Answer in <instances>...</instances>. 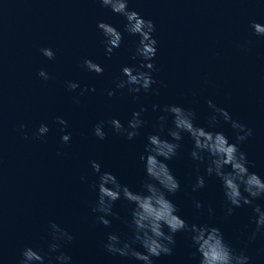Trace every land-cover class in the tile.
Here are the masks:
<instances>
[{"label": "water", "instance_id": "1", "mask_svg": "<svg viewBox=\"0 0 264 264\" xmlns=\"http://www.w3.org/2000/svg\"><path fill=\"white\" fill-rule=\"evenodd\" d=\"M128 10L155 26L154 71L140 69L141 59H133L140 37L125 31V17L99 0H0V264H20L27 248L43 255L45 264H57L60 252L71 257L70 264H141L104 247L109 234L131 241L125 220L130 222L133 206L118 200L114 215L105 217L110 226L101 224V213L92 211L98 190L91 186L99 183V174L91 165L98 163L101 173L141 192L147 177L140 156L146 155L147 137L170 139L172 117L162 111L166 105L194 111L196 126L223 132L230 143H236L230 123L217 115V125L208 126L216 115L209 100L251 129L238 147L249 171L264 180V36L251 27L253 22L264 26V0H128ZM100 22L122 34L111 55L97 28ZM42 49H51L54 59ZM85 60L100 65L103 74L88 71ZM124 67L150 71L156 83L147 93L119 89L117 83L126 79ZM41 70L47 80L38 75ZM69 82L78 88L70 91ZM109 91L114 95L109 97ZM153 105L159 106L156 111ZM142 108L144 124L132 140L108 123L118 119L127 128L133 112ZM160 116L167 117L162 133ZM101 124L103 140L94 135ZM41 125L49 129L42 137ZM64 135H70L67 144ZM179 143L176 157L164 161L180 182V190L169 197L177 215L189 225L219 228L237 253L249 257V264H264V229L249 239L256 230L253 207L264 211V197L229 215L220 180L207 176L206 163L192 159L187 134ZM201 176L205 187L193 191ZM52 224L73 240L54 241ZM174 239L172 254L154 264H198V257L192 259L190 236L180 232ZM53 242L61 244L59 252L50 251Z\"/></svg>", "mask_w": 264, "mask_h": 264}, {"label": "clouds", "instance_id": "2", "mask_svg": "<svg viewBox=\"0 0 264 264\" xmlns=\"http://www.w3.org/2000/svg\"><path fill=\"white\" fill-rule=\"evenodd\" d=\"M99 2L101 6L110 8L113 13L125 17L127 21L125 31L130 35L140 37L139 46L133 56V59L137 57L141 59L140 69L146 67L149 70H156L155 64L152 63L157 54V41L152 36L155 31L153 22L141 18L135 11H129L128 0H99ZM251 27L255 35L264 36V26L253 22ZM97 28L105 38L106 52L111 55L114 49L120 47L122 34L113 26L103 22L98 23ZM41 51L48 59H54L51 49ZM83 67L97 75L103 74V68L91 60H85ZM140 69L124 67L122 76L126 79H121L117 83V88L127 87L131 94H139L141 90L145 93L149 92L156 81L152 78L150 71H140ZM38 75L44 80L48 79L47 73L43 70ZM67 87L70 91H75L78 85L69 82ZM113 95L114 92H108L109 97ZM207 103L208 107L216 113L208 121V126L215 127L218 123L217 115L222 117L224 122L230 123L235 130L236 143H230L223 132H212L204 127L196 126L194 111L176 105H166L162 111L172 117L173 127L167 130L170 139H163L159 134L147 137L148 143L144 149L146 155L140 156L147 177L141 192H133L128 186L120 184L109 172L101 173L100 165L92 162V169L99 174V183L91 186L98 190L97 205L92 209L95 213H101L97 217L98 221L105 227L110 226L111 222L105 217L114 215L112 208L118 200L124 199L133 206L130 222L125 220L132 230V239L123 241L117 235L109 234L104 247L112 255L130 257L141 264H154V259L172 254V246L176 244L175 235L184 232L190 236L192 247L195 249L192 259L198 257V264H249V257L243 252L237 253L225 241L219 228L208 225H189L177 215L179 210L169 199L180 190V182L164 161H170L176 157L180 148L179 142L184 138V134H187L193 142L192 159L206 163L207 176L214 175L220 180L225 200L230 205L227 208L229 215L232 214L233 209L245 205L251 206L254 200L264 197V180L256 173L249 171L246 154L238 147L239 143L252 135V130L233 121L226 110L216 107L212 101L209 100ZM158 107V105H153V111H156ZM143 111L145 109L142 108L139 112H133L127 128L118 119H112L108 123L117 133L132 140L139 135L137 130L144 124L140 118ZM158 121L159 131L162 133L165 131L167 117L160 116ZM57 123L67 127V122L63 119H58ZM23 127L21 125V128ZM102 128L101 124L94 129V135L101 140L105 138ZM48 131L47 126L41 125L38 129V136L42 137ZM69 141L70 135L62 136L63 143L67 144ZM204 187V178L197 177L193 191ZM196 207L200 208L202 205L197 203ZM253 211L257 217L255 219L256 230L249 238L250 240H254L256 233L264 229V211L259 206H254ZM209 212L211 213V209ZM50 227L54 241L71 242L73 240L72 235L57 225L52 224ZM137 244L143 249L142 252L134 247ZM60 248V243L53 242L49 245L51 252H59ZM22 256L20 264H45L44 256L31 248L25 249ZM55 260L57 264H70L71 257L60 252Z\"/></svg>", "mask_w": 264, "mask_h": 264}]
</instances>
